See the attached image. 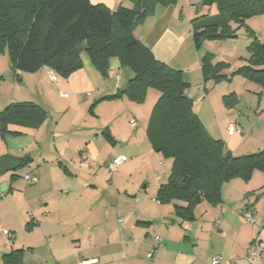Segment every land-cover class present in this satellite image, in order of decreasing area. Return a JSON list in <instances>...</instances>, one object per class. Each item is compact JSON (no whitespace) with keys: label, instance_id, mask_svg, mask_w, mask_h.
<instances>
[{"label":"crops","instance_id":"1","mask_svg":"<svg viewBox=\"0 0 264 264\" xmlns=\"http://www.w3.org/2000/svg\"><path fill=\"white\" fill-rule=\"evenodd\" d=\"M90 1L104 4L111 10L120 4L132 6L128 0ZM182 13L183 6L179 1L170 6L157 5L153 13L135 26L133 34L151 49L156 59L182 71V77L188 83L185 94L190 98V86L193 83L206 84L201 71L202 59L206 53L212 54V62H219L215 60L217 56L229 59L244 51L243 46L246 49L252 39L247 36L244 41H239L242 39L236 34L234 38L210 40L203 51L194 44L190 22L193 17L185 19L183 15L182 18ZM260 16L264 18V15ZM186 22L189 24L186 25ZM256 36L264 42L259 35ZM84 53L85 51L80 53L82 66L75 72L87 70L85 78L96 80L97 87H101V96L125 86L132 76L127 67L120 66L118 58L110 57L108 77L104 79ZM38 71L41 72L39 79L46 75L52 83L58 84L57 77L55 82L50 79V74H53L50 68L44 66ZM259 90L261 95L258 107L264 111V86H259ZM86 94L92 95L91 92ZM205 95L208 93L205 92ZM24 101L34 102L44 108L34 99L13 100L11 103ZM217 107L219 108L218 105H213L214 109ZM45 122L46 120L36 128L9 124V132L4 134L3 143L0 144V157L26 158L25 163H29V169L24 175L33 173L37 177L36 182L28 184L31 186L23 188L13 183L16 180L13 174L9 181L0 180V183H6L7 191L4 196L0 194V201L9 195L21 196V202L25 206L22 211L28 216L22 229L24 235L13 228L8 229L13 233L12 244L15 245L10 251L21 249L20 261L10 264H82L86 260H92L88 264H210L211 257L216 254L225 259L235 257L231 264H249L244 258L247 248L254 241L264 242L262 171L254 170L249 180L236 177L225 182L221 187L220 201L216 204L207 201L197 204L194 208V220L183 221L177 218L175 202L162 207L156 197L157 210L154 214L150 211L148 213L145 208H128L120 201L118 207L125 214V219L122 222L119 220L121 217L117 218V223L122 222L118 225L111 223L109 217L114 204L109 199L108 191L115 187L106 185L99 193L92 182L88 184L93 187L82 184L78 180L79 174L69 166L71 162L66 148L72 141L68 140L67 132H59L58 123L55 122L54 128L46 135L41 134ZM70 125L76 126L78 123L72 122ZM84 143L85 146L78 144L76 151L83 150L89 160L95 159L98 150L94 139ZM75 149L72 150L74 154L77 153ZM160 164L163 166L166 161H161ZM168 175L169 173L160 183L165 182ZM102 192H107L106 198ZM246 209L252 212L254 222L247 221L243 216ZM215 220H219L221 228H213ZM153 221L160 224V234L149 238L147 230L153 227ZM155 236H160L163 244L156 247L152 257L148 258L146 254L156 245ZM5 253L8 251L0 250V264H6L3 260ZM254 264H264V256Z\"/></svg>","mask_w":264,"mask_h":264},{"label":"trees","instance_id":"2","mask_svg":"<svg viewBox=\"0 0 264 264\" xmlns=\"http://www.w3.org/2000/svg\"><path fill=\"white\" fill-rule=\"evenodd\" d=\"M128 1L131 7L120 4L111 10L90 0H0V53L8 54L12 70L33 73L46 66L64 76L82 66L80 53L85 51L107 77L108 61L113 56L122 67L131 70L132 76L117 93L99 100L125 96L142 101L148 88L159 91L146 135L152 149L171 159L172 166L165 182L158 186L157 199L175 202V216L191 221L195 219L197 204L220 201L225 182L236 177L249 180L254 170L264 173V148L227 157L224 141L208 134L193 100L185 94L188 83L182 71L156 59L151 49L134 36L135 26L153 13L157 5H175L177 0ZM201 3L214 4L215 12L190 20L196 48L207 40L234 38L237 27L246 18L264 15V0H201ZM249 37L252 39L247 47L249 58L229 73L241 74L264 86V42L251 30ZM227 67L223 61L212 62V54L206 53L201 66L204 82L227 78ZM223 98L225 104L234 105L232 95ZM46 114L34 102H12L0 110V134L9 132V124L36 128ZM12 159L19 161V166L27 161L24 157ZM20 255L21 249H14L3 254V260L6 264L18 263Z\"/></svg>","mask_w":264,"mask_h":264},{"label":"rangeland","instance_id":"3","mask_svg":"<svg viewBox=\"0 0 264 264\" xmlns=\"http://www.w3.org/2000/svg\"><path fill=\"white\" fill-rule=\"evenodd\" d=\"M178 1L183 6L182 18L185 15V19L194 18L206 14V12H215L214 4L206 6L201 3V0ZM188 24L186 22V25ZM250 30L259 35L261 40H264V18L260 15L246 18L236 29L239 39H242L239 41L247 39ZM207 43L209 40L200 46L203 51ZM242 50L244 51L230 56L229 59L225 58L226 56L224 59L216 57L215 60L227 64V78L217 82L208 80L205 85L193 83L190 86L192 93H190V98L193 100L195 110L208 134L213 138H221L225 143L226 151L235 155L249 154L264 148V111L258 107L261 95L260 85L251 82L241 74L229 73L237 69L240 64H244L249 58L248 49L243 46ZM90 63L93 65L91 60ZM93 67L101 77L104 79L108 77L103 76L94 65ZM126 69L130 74L132 73L128 67ZM74 72L64 76L58 71L52 70V73L57 77L58 84L56 85L46 75L39 79L40 71L32 74L12 70L8 54L0 53V110L13 100L34 99L44 106L47 119L45 118L46 122L40 133L46 135L49 130L54 128L55 122L58 123L59 132H67V138L72 142L67 144L66 153L71 162L70 168L79 174L78 180H81L82 184L85 183L87 187L91 186L88 182H92L98 192L100 191L99 193L106 185L115 187L108 191L112 195L110 197L108 193L109 199L114 204L109 215L111 223H117V218L120 217L122 222L125 219V214L118 207L120 201L128 208L130 206L138 209L145 208L148 213L150 211L151 214H154L157 210L155 206L157 205L155 202L157 188L160 181L170 173L172 166L171 159L163 158L161 154L152 149L146 135L148 121L159 97V91L152 87L148 88L142 101L129 100L125 96L99 100L102 93L99 92L101 87H97L95 84L96 80L90 77L85 78L87 70ZM79 75L82 76L79 77ZM123 87L115 88V91L109 94L117 93ZM61 92L67 95L64 96ZM87 92H91L92 95L88 96ZM205 92L208 95H205ZM225 94L229 97L232 95V100L235 101L234 105L225 104L223 98L226 96ZM95 101L97 102L95 103ZM214 104L219 108L214 109ZM131 119L135 121V125H131ZM72 122L78 123V125L71 126ZM229 122L240 125L242 127L241 134L228 130L226 125ZM109 136L111 139L108 138ZM3 137L0 134V144L3 143ZM91 138L94 139L98 155L95 159L85 161L81 157L83 150L78 152L75 148L78 144L85 146L84 142ZM73 148L77 153H73ZM119 154L126 156L128 160L110 174L106 168L107 163L112 157ZM164 160L166 164L161 166L160 162ZM167 161H170L169 164ZM80 164L81 166H79ZM28 165L29 163H24L22 166L4 173L0 180L9 181L10 175L13 174L16 175V180L13 183L21 188L31 186L23 178V175L28 172ZM106 193L102 192L104 198L107 196ZM0 194L4 196L7 191L0 189ZM21 201L19 195H9L0 201V227L13 228L15 231L18 230L20 235H24L22 229L28 216L22 211L25 206ZM172 203L161 202V205L166 207ZM122 222L119 221L117 224ZM153 222V227L150 230L146 229L149 231V238L160 234L158 231L160 224L156 221ZM14 246L12 243L4 244L3 237L0 235V250L4 249L9 252Z\"/></svg>","mask_w":264,"mask_h":264},{"label":"built area","instance_id":"4","mask_svg":"<svg viewBox=\"0 0 264 264\" xmlns=\"http://www.w3.org/2000/svg\"><path fill=\"white\" fill-rule=\"evenodd\" d=\"M50 79L55 82L56 76L54 74H50ZM62 94L65 95L66 93H62ZM130 123H131V125H135V121L133 119L130 120ZM226 128L228 130H233L236 133L242 132V127L240 125H236V124L231 123V122H229L226 125ZM81 157L85 161H87L89 159L87 154L84 152H81ZM126 161H127V158L124 155H116V156L112 157V159L107 163L106 168H107L108 172L111 174V173L115 172L119 168V166ZM24 179H25L27 184H33L34 182H36L37 177L35 174L29 173V174L24 175ZM243 216L249 222H254V220H255L253 215H252V212L249 209H246L244 211ZM119 220L121 221L122 219L120 218ZM213 228L214 229L221 228L219 220L214 221ZM0 235H2V237H3L4 244H11L12 243L13 233L10 230L3 228V227H0ZM155 240H156V245L153 246L149 250V252L146 254V257H148V258L152 257L153 250L156 247L161 246L163 244L162 238L160 236H155ZM263 256H264V242L254 241L247 248L244 258H245L247 263L254 264L255 261L261 259ZM234 260H235V257L224 259L220 255L216 254V255H213L211 257L210 264H231ZM91 261L92 260H86V261H83L82 264H86V263L88 264Z\"/></svg>","mask_w":264,"mask_h":264},{"label":"water","instance_id":"5","mask_svg":"<svg viewBox=\"0 0 264 264\" xmlns=\"http://www.w3.org/2000/svg\"><path fill=\"white\" fill-rule=\"evenodd\" d=\"M231 154L230 151L226 152V156L229 157ZM19 161H16L14 159H12L10 156H3L0 157V177L2 175H4V173L8 172V171H12L16 168L19 167ZM0 189L1 190H5L6 189V183L5 182H1L0 183Z\"/></svg>","mask_w":264,"mask_h":264}]
</instances>
